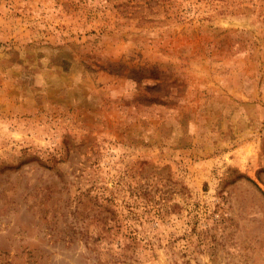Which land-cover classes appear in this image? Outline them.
I'll use <instances>...</instances> for the list:
<instances>
[{
  "label": "rangeland",
  "instance_id": "obj_1",
  "mask_svg": "<svg viewBox=\"0 0 264 264\" xmlns=\"http://www.w3.org/2000/svg\"><path fill=\"white\" fill-rule=\"evenodd\" d=\"M0 264H264V0H0Z\"/></svg>",
  "mask_w": 264,
  "mask_h": 264
}]
</instances>
